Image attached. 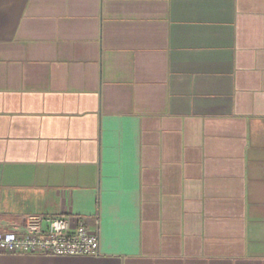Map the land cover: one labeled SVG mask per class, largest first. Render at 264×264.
Here are the masks:
<instances>
[{
  "label": "crops",
  "instance_id": "1",
  "mask_svg": "<svg viewBox=\"0 0 264 264\" xmlns=\"http://www.w3.org/2000/svg\"><path fill=\"white\" fill-rule=\"evenodd\" d=\"M95 227V256L264 264V0H0V232Z\"/></svg>",
  "mask_w": 264,
  "mask_h": 264
},
{
  "label": "built area",
  "instance_id": "2",
  "mask_svg": "<svg viewBox=\"0 0 264 264\" xmlns=\"http://www.w3.org/2000/svg\"><path fill=\"white\" fill-rule=\"evenodd\" d=\"M0 252L56 256H95L99 237L95 227L80 220L70 227L69 217L32 216L22 227L0 232Z\"/></svg>",
  "mask_w": 264,
  "mask_h": 264
}]
</instances>
